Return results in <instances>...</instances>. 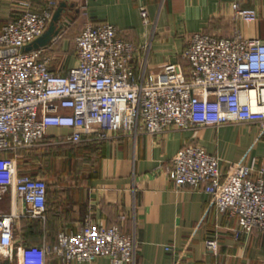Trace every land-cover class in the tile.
Segmentation results:
<instances>
[{
	"label": "built area",
	"instance_id": "2783aa9c",
	"mask_svg": "<svg viewBox=\"0 0 264 264\" xmlns=\"http://www.w3.org/2000/svg\"><path fill=\"white\" fill-rule=\"evenodd\" d=\"M235 17L258 19L255 8L232 0ZM58 2L36 10L19 2L20 14L0 28V152L32 148L49 129L70 128L47 144L80 143L114 138L119 131L156 135L170 128L219 127L226 123L259 122L264 130V39L236 28L231 36L196 31L183 53L190 69L168 62L158 71L137 70L138 48L110 23L87 20L75 38L76 63L64 73L48 47H24L48 28ZM144 24L149 9L140 6ZM220 157L197 143L181 147L170 176L178 186L200 187L220 212L239 217L240 231H264V169L256 158L232 162L222 172ZM10 195L11 210L0 207V264H44L56 255L62 262L93 261L105 256L111 264H137L139 243L118 226L91 218L78 230H61L56 243L25 245L16 236L22 216L45 218L48 181L21 173L17 158L0 156V201ZM16 198L25 209L16 208ZM125 218V215H122ZM218 252V240H206ZM175 251L174 246H167Z\"/></svg>",
	"mask_w": 264,
	"mask_h": 264
},
{
	"label": "crops",
	"instance_id": "0c3cea01",
	"mask_svg": "<svg viewBox=\"0 0 264 264\" xmlns=\"http://www.w3.org/2000/svg\"><path fill=\"white\" fill-rule=\"evenodd\" d=\"M20 1L0 0V28L18 17ZM28 1L34 9L41 10L49 0ZM56 1L54 13L65 4L61 19L65 21L68 15L72 16V21L49 44L58 58L54 67L63 59L64 73L76 63L75 38L87 20L114 24L121 37L138 48L135 59L138 71L144 69L142 60H148L146 72L158 71L168 62H179L188 72L190 65L183 53L188 36L196 31L227 37L238 28L248 37L264 39V0H240L242 6L257 9L258 19L252 21L235 17L232 0ZM141 5L149 9V24L143 22ZM70 132V128L52 127L43 140V144L56 149L66 144L83 145L81 152L91 158L83 159L73 169L75 179L62 180L50 188L44 220L52 222L46 232L54 236L53 242L57 230H78L91 218L133 235L139 243L137 264H264V231L257 228L240 231L239 217L229 210L218 211L204 185L178 186L170 176L174 156L188 143L200 144L218 155L222 172L232 162L250 163L253 158L258 168L264 169L261 123L174 127L156 135L119 131L105 141L47 144L57 135L67 136ZM19 151L3 152L2 156L16 157L20 172L34 173L30 164L21 163ZM2 202L1 208L11 210L10 195ZM15 204L20 212L26 207L22 199L16 198ZM20 229L23 231V225ZM208 239L218 240L216 254L207 247ZM169 245L174 246V252L167 249ZM44 264L111 263L105 256L93 261L62 262L56 255H50Z\"/></svg>",
	"mask_w": 264,
	"mask_h": 264
},
{
	"label": "trees",
	"instance_id": "16d2710c",
	"mask_svg": "<svg viewBox=\"0 0 264 264\" xmlns=\"http://www.w3.org/2000/svg\"><path fill=\"white\" fill-rule=\"evenodd\" d=\"M55 49V48H54ZM52 48H48V53L54 54L56 51ZM46 139V138H45ZM43 139V140H45ZM83 145H73V144H66L61 145L58 149L51 145L50 151L48 155H46L47 165H45L44 169L35 165L36 159H38L37 152L40 146L32 147L30 149H21L20 154H22L21 163L22 164H30L32 167V171L36 173L44 174L45 178L48 181V199L51 194V186L62 180H73L76 178L75 167L78 164H81L83 159H91L88 155L87 157L84 155ZM4 155L3 152H0V156ZM72 167V169H71ZM70 169V170H69ZM68 171V172H67ZM26 173V172H21ZM69 177V178H68ZM23 225V244L25 245H39L48 241L49 244H54L57 241L58 234L60 229L57 230V235L55 241L53 242L52 234H47V230L49 226H51L52 222L49 220L40 221L39 219L35 218H22L21 220ZM48 239V240H47ZM51 241V242H49Z\"/></svg>",
	"mask_w": 264,
	"mask_h": 264
},
{
	"label": "water",
	"instance_id": "95a60500",
	"mask_svg": "<svg viewBox=\"0 0 264 264\" xmlns=\"http://www.w3.org/2000/svg\"><path fill=\"white\" fill-rule=\"evenodd\" d=\"M64 6L65 4H63V6L61 5L57 9L46 31L40 37H38L35 41L26 45L24 47L25 50L37 49L40 47H47L49 46L51 42L55 40V38H57L60 35L62 30L65 28V26L68 25L72 21L71 15H68L65 21L61 19L62 18L61 12Z\"/></svg>",
	"mask_w": 264,
	"mask_h": 264
},
{
	"label": "rangeland",
	"instance_id": "374dc122",
	"mask_svg": "<svg viewBox=\"0 0 264 264\" xmlns=\"http://www.w3.org/2000/svg\"><path fill=\"white\" fill-rule=\"evenodd\" d=\"M39 146H40V148L38 149V152H37V155H39V156H38V159L35 160V162L36 161H38V162H36L35 165L38 166V167H40V168H42V169H44L45 165L48 164L47 163V159H45V158H46V155H48V153L50 151L51 145H46V144L41 143ZM24 149H26V148H24ZM28 174H31L33 176H42V177H45L43 175H40L41 173H36L35 174V173H29L28 172ZM2 203L3 202L0 201V205H2ZM35 219H39L40 221H44V218H35ZM21 225H22V222L20 220L19 223H18V225L16 226L17 227V229H16V236H17V238L19 240H21L23 242V234H22V230L20 229Z\"/></svg>",
	"mask_w": 264,
	"mask_h": 264
}]
</instances>
